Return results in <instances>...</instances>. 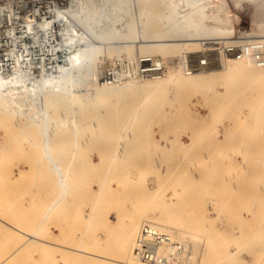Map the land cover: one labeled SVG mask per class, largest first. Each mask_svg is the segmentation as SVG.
<instances>
[{"label": "rangeland", "instance_id": "rangeland-1", "mask_svg": "<svg viewBox=\"0 0 264 264\" xmlns=\"http://www.w3.org/2000/svg\"><path fill=\"white\" fill-rule=\"evenodd\" d=\"M98 1L108 2L102 26L136 20L138 13L141 24L133 25L138 30L166 26L159 16L162 0H127L131 10L118 8V0ZM223 5L235 27L223 39L259 43L264 0H223ZM125 47L105 50L96 67ZM128 47L130 57L141 52L138 44ZM263 49L249 54L257 65H264ZM219 65L210 67L218 68L216 74L210 68L185 73L161 93L141 85L91 104L90 97L82 106H50L51 115L57 114L48 121L49 131L58 134L53 153L68 179L59 201L57 171H50L43 149L29 140L31 126L20 127L25 116H11L17 125L1 110L6 118L0 114V264H122L118 259L128 254L120 253L118 242L127 221L136 224L133 241L145 222L178 237L186 232L194 264H264V81L245 82L229 70L228 59ZM121 139L125 146L116 152Z\"/></svg>", "mask_w": 264, "mask_h": 264}, {"label": "bare ground", "instance_id": "bare-ground-1", "mask_svg": "<svg viewBox=\"0 0 264 264\" xmlns=\"http://www.w3.org/2000/svg\"><path fill=\"white\" fill-rule=\"evenodd\" d=\"M162 1L165 3V5L163 11L159 13V16L161 19L160 21H163L166 26L164 28H157L156 30H154V32H148L145 28L146 26L141 27L139 30L136 29V25L133 26L134 24H137V22H141V13H138V18L136 20L129 18L121 22L120 25H114L111 27L107 25L105 26L104 24L102 26L100 14L104 9L107 8V1L102 3L98 0L94 1L97 3V6L99 8V11L96 12L93 5L94 3L91 0H70V3L68 4L66 9V12L68 14V25H65L64 29H62V41L60 44L64 52V60L60 61L55 66L45 67L44 69H40L39 71L32 70L28 64L17 62L9 72H0L1 117H3V111L1 110L4 109H7L8 112H10L9 115L7 114V111H5L8 115L6 116V114L4 113L7 118L11 116L14 118H18L19 115H21V117L22 115L25 116L23 117L25 119L24 123L20 120L23 123V125L20 124V127L25 129L26 127L29 128V126H31V131H28L27 133H31L32 135L34 134V136H30L31 138L28 137L29 140L32 143L34 142L37 148L43 149L41 152L39 151L43 155V157L41 155L40 157L47 160L48 164L46 163V166L50 168V171L51 169H56L59 182L63 187V193L56 201L64 198L68 184L66 180L68 179H66L67 177L65 171L62 168V165L60 164V161L56 157H54L55 155L53 153V145H55L56 143H54V141L57 139H54V136H57L58 134L56 135L57 131L55 130L53 132L49 131L50 125L48 121L54 119L57 114L54 115L52 113L54 116L51 115V113L49 112L50 106L53 107L69 105L71 107H74L76 104L77 106H82L83 102H86V99L90 97L91 98L88 100L91 104L92 99L94 101L99 100L103 95L110 92L118 93L125 89H137L141 85H146L148 89H155L156 92L161 93L162 91L171 88L179 80V78L185 74L177 61L178 56L182 54L183 51L198 49V45L204 42L203 40H201L203 38H213L216 42L220 43L221 41H223L222 38L230 37L233 28H235L233 24L234 22L232 23V20H230V17L228 18V15L226 14L228 9L225 10L223 0ZM116 3V6H118V8L124 7L122 5H125L126 8L130 6L127 8V10H129L132 7V5H126L127 0H118L116 1ZM137 4L139 5V2ZM222 11H225L224 16L222 15ZM227 13H229V11ZM261 23L262 22L260 20V26ZM262 28H264V21L262 23ZM166 33L172 34L171 36H167ZM262 35H264V33ZM230 40L237 39L234 38ZM261 41L264 42V37H261ZM135 44L139 45V51L141 52L149 51L146 53L154 54L156 52L155 49L162 51L160 55L168 61L166 73L163 77H157L153 79H139L128 76L126 77L127 79L124 78L115 82H103L97 79L100 69L106 66L96 67L97 65H100L99 63L103 59L102 56H105L103 55L105 53V50L107 51V49L109 50V48L111 49L112 46H115L116 48L114 49V51L118 52L120 51L118 49L119 46L125 45V53L119 52L118 56L124 54L130 56V47L128 46H132ZM246 44L248 43H245V48H249ZM150 48L155 49H153L154 51H151ZM168 49H170V51ZM242 50L245 49L243 48ZM241 55H229V57L227 58L229 70L231 72H235V74L242 77L244 80L247 79V81L245 82H248V80L252 79H260L264 81V65H257L254 59L249 54H246L245 58H243V56ZM215 65L218 66L219 63ZM214 70H218V68L211 69L213 73ZM226 74H228V72ZM193 78L195 77L193 76ZM81 84L85 85L84 88L86 90L81 91L77 94L76 89L79 88ZM25 104H28V106H24ZM88 104L87 106H90V104ZM71 112L74 116L73 110ZM97 114L99 115V113ZM12 117L9 119H12V122H14V119ZM100 117H102V115ZM9 119H7V121ZM3 121L6 126H10V124H7L9 121ZM16 121V124L18 125L19 120ZM12 122L11 124H13ZM14 126L15 125H11L10 127L14 128ZM39 126H41L42 128H40ZM63 126L66 125L63 124ZM8 127H6L5 129L7 130V133L9 129ZM9 130L11 131V128ZM60 137L61 136L59 135V139ZM62 139H60V141L57 140L60 145L62 143L61 141L64 140ZM118 142L119 143L117 144V146H115L116 148H114L116 152H119V148L121 150V147L125 146L124 140L121 139ZM64 145L63 147H61V149H66ZM73 146H77V144H74ZM104 148H106V146ZM63 150L58 151L61 152ZM47 170L49 171V169ZM50 176L51 175H49V177ZM55 203L57 202H54L52 206L56 205ZM148 223L165 229L174 237H178L169 228L155 224L154 222L143 223L140 226L136 237L140 232L141 227ZM126 224V230L123 231L122 235L119 238L118 247L120 248V253L122 250L125 255L128 254L127 258L129 259H127L125 256V259L118 260L122 264H138V260L140 259L134 252L136 237L134 241L132 240L134 237V233L137 230L136 224H134L133 221H127ZM176 227L179 228V226ZM206 230H210L209 233L207 231L206 232L207 234L211 235V242V240H213L211 239L213 237V233H211V226ZM179 232H181L180 228ZM179 236L180 237L178 238L186 241L187 246L190 247L189 264H194V253L196 252L194 250L193 244L188 240L186 232L182 231V235ZM207 237H209V235H207ZM208 246H210V244ZM224 249L225 254H228L229 248ZM159 251L161 253H166L169 251V248L166 245H161L159 247ZM142 263L145 264L144 262Z\"/></svg>", "mask_w": 264, "mask_h": 264}, {"label": "built area", "instance_id": "built-area-1", "mask_svg": "<svg viewBox=\"0 0 264 264\" xmlns=\"http://www.w3.org/2000/svg\"><path fill=\"white\" fill-rule=\"evenodd\" d=\"M69 3L70 0H0V72H9L17 62L39 71L63 61L60 44L62 29L68 25ZM238 40L241 39H223L220 43L213 38L205 40L198 49L183 51L177 61L186 74H191L217 63L225 64L229 55L246 56L252 48L264 47L261 40L259 43ZM245 43L249 48H245ZM167 66L168 61L161 55L138 52L130 57L124 54L112 58L101 68L97 79L103 82H115L128 76L153 79L163 77ZM161 245H166L169 251L161 253ZM134 252L145 264L190 263L187 242L150 223L141 227Z\"/></svg>", "mask_w": 264, "mask_h": 264}]
</instances>
